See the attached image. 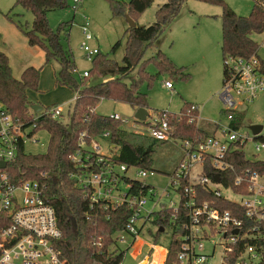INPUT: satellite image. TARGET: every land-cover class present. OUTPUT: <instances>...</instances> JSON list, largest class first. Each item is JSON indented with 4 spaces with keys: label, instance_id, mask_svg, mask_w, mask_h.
I'll use <instances>...</instances> for the list:
<instances>
[{
    "label": "built area",
    "instance_id": "2783aa9c",
    "mask_svg": "<svg viewBox=\"0 0 264 264\" xmlns=\"http://www.w3.org/2000/svg\"><path fill=\"white\" fill-rule=\"evenodd\" d=\"M80 3L81 0H73L74 11ZM81 29L84 42L80 50L85 59L92 61L99 50L87 44L94 39L88 24L82 25ZM224 69L219 98L228 124L221 127L214 124L216 129L211 136L191 140L172 138L168 118H181L183 114L180 112L149 114L144 121H133L142 124L138 125L139 129L127 131L158 143L179 144L181 158L173 172L167 175L168 182L161 192L144 183L145 178L155 176V171L113 163V155L100 152L98 141L109 140L107 132L93 139L89 145L86 144L88 135L85 132L79 134L77 146L81 151L71 157L82 170L72 175L77 187L88 191L92 205L101 203L105 209L111 210L123 205L131 210L123 230L111 237L118 251L127 250L146 233L152 239L155 232L152 233L149 226L159 230L153 222L156 215L165 210L172 211L169 224L174 225L179 221L181 208L182 223L175 237L179 244L177 264H264V173L246 170L238 174L234 180L237 189L224 186L220 177V174L233 170L227 159L234 152L245 155L247 143L256 138L252 133L251 138L241 133L240 128L234 129L232 123L244 106L264 92V75L259 60L254 56L249 59L226 57ZM80 77L88 78V71ZM163 87L173 90L171 82H164ZM186 110L188 123L198 126L202 121L198 106L190 105ZM30 111L32 119L29 122L13 116L0 102V164H4V168H0V264H67L55 249V243L62 234L44 188L33 180L14 182L8 172L19 153L25 154L27 145L38 142L35 136L42 131L36 123L40 112ZM41 112L52 119L60 120L62 117L61 108H46ZM110 118L121 123L122 127L129 124L118 114ZM263 150V143L256 144L252 156ZM207 166L212 172L210 177L205 173ZM130 170H134L136 179L127 176ZM215 176L219 183L214 181ZM137 186L141 189H133ZM197 187L210 191L215 199L236 205V210H220L214 201L201 202ZM222 189L235 199L223 197ZM172 196L177 201H172ZM240 211L251 225L245 227V222L237 216ZM154 248L153 244L148 245L149 251Z\"/></svg>",
    "mask_w": 264,
    "mask_h": 264
},
{
    "label": "trees",
    "instance_id": "16d2710c",
    "mask_svg": "<svg viewBox=\"0 0 264 264\" xmlns=\"http://www.w3.org/2000/svg\"><path fill=\"white\" fill-rule=\"evenodd\" d=\"M155 0H108L111 16L114 19L128 16L136 24L138 18L148 10ZM190 0H167L155 13V22L147 27L127 28L124 31V52L120 62L110 59L100 52L91 61L92 67L88 71V78L98 77L94 83H88V78L77 80L75 76V64L71 52L63 49L60 43L61 34L69 37L72 22L61 23L56 31L48 24L47 13L54 10H64L67 0H16L15 6H20L29 11L33 16L31 30L25 32L28 45L44 50L45 63L56 61L59 71L56 82L69 88L75 93V101L71 110L67 112V122L64 124L59 119L40 112L37 116V126L40 130L48 132L50 142L44 155H26L19 153L15 163L8 168L10 177L14 182L36 181L44 188L46 200L53 207L57 218V225L61 231V239L55 243V249L67 264H121L124 251H118L111 239L115 232L123 230L131 210L126 206H120L116 210L105 209L103 204L92 205L88 191L77 187L72 175L82 172L81 168L71 157L81 149L77 146L79 134L85 132L88 135L86 144L99 138L104 133L109 134V142L119 148L117 155L111 157V162L123 164L128 167H137L143 170H152L153 156L156 145H165L166 142H156L145 138L135 141L134 134L120 130L119 122L109 117L99 116L94 109L101 100H110L116 103L126 104L133 110L148 109L146 95L140 91L143 81L151 82L153 77L144 74V66L147 61H142L144 53L158 37L170 30L171 25L179 17L184 3ZM221 8V55L249 59L257 57L258 45L251 38L253 34H261L264 31V0L255 1L251 13L247 17L237 15L224 0H193ZM121 46L117 41L111 47L114 53ZM153 61L158 74L166 73L175 80L186 81L189 74L184 68H177L161 52L150 58ZM260 70L264 75V63L260 62ZM138 68V69H137ZM137 71L135 72V70ZM39 69L27 68L18 81L11 77V69L7 57L0 52V102L9 112L22 120L32 119L30 104L26 97V91H36L39 82ZM223 75L225 69L223 67ZM223 76V78H224ZM105 79V80H104ZM180 110L181 118L170 116L169 125L172 128V138L175 140H191L195 137L205 139L211 136L216 129L209 133L207 129L196 128L188 123L186 109ZM240 114L232 123L234 129L240 128ZM141 138V137H138ZM143 138V137H142ZM264 144V136L255 138ZM233 167L232 171L220 174L222 184L226 187L234 186V180L238 174L248 170L251 173H264V161L248 160L241 152H234L227 159ZM208 177L211 175L210 167L205 168ZM169 175V173H162ZM128 183L127 180H124ZM141 189L137 186L133 189ZM131 190L133 192L134 190ZM200 201H214L220 210L234 212L237 208L227 201L215 199L212 193L204 188L197 187ZM180 208L179 221L174 225L169 224L173 213L171 210L156 215L153 225L164 232L156 230L152 234L154 246H159V239L169 231V241L164 264H177L176 257L179 244L175 237L180 232L182 223ZM238 218L245 222V227L251 225L245 220V214L240 211Z\"/></svg>",
    "mask_w": 264,
    "mask_h": 264
},
{
    "label": "rangeland",
    "instance_id": "374dc122",
    "mask_svg": "<svg viewBox=\"0 0 264 264\" xmlns=\"http://www.w3.org/2000/svg\"><path fill=\"white\" fill-rule=\"evenodd\" d=\"M120 1L127 2L129 0ZM166 1L155 0L153 5L138 18L137 25L140 27L152 25L155 22L154 13L157 5H162ZM255 1L260 2L261 0H224L237 15L242 17H247L251 13ZM15 2L16 0H0V52L8 59L13 80L18 81L22 72L27 68L32 67L40 70L37 90L27 91V100L30 106L38 105L42 109L61 108L60 121L65 124L68 119L67 112L74 105L75 93L56 82L59 64L56 61L45 63L44 50L28 45L24 33L31 30L33 16L22 7L15 6ZM67 6L64 10L49 11L47 20L53 31H56L61 23L72 22L69 37L61 34L60 43L64 50L73 55L77 70L74 77L77 80L82 79L79 73L87 72L92 67L91 60L85 59L80 50V46L84 42L81 27L87 20L88 28L95 38L94 42L87 44L96 46L101 55H107L110 59L120 62L124 52L123 34L127 29L126 19L112 18L108 0H81V6L76 11L73 10V0H67ZM220 15L221 8L219 6L193 0L187 1L180 10L177 22L175 20V23L171 25V31L167 30L146 50L142 60H148L144 66V74L153 78L151 82L143 81L140 84V91L146 95L147 112L150 115L155 112L178 114L184 106L196 105L199 108L201 120L217 124L220 127L228 124L224 105L219 98L224 76V60L220 50ZM83 22L84 24H82ZM252 39L258 45V60L264 63V31L261 34H253ZM117 41L121 42V46L111 53V47ZM157 51H161L177 68H184L185 73L189 74L188 80L180 81L166 73L158 74L154 62L149 60ZM88 79V83H94L102 78L92 77L91 74ZM164 82H171L173 90H166L163 87ZM94 111L103 117L116 113L128 120L129 124L122 127L126 131H134L139 129L138 125L142 126V124L133 122L135 110L126 104L101 100ZM239 120H241V133L250 136L249 127L260 125L263 127L261 135L264 136V92L259 94L253 102L244 106ZM120 125L121 123H119ZM202 127L209 133L213 131L211 125L200 121L196 128ZM35 137L38 142L25 147L26 155H44L47 152L50 142L48 132L42 130ZM134 140L136 141V138ZM98 143L101 147L100 152L108 153L105 149L109 143L108 140L101 139ZM259 143L258 140L247 143L245 155L248 160L264 161V150L257 156H252L254 146ZM179 152V144L156 145L153 168L162 173L171 172ZM133 171L130 170L127 176L136 179ZM162 173L155 172V176L145 178L144 183L161 192L168 182V176ZM222 195L228 199H235L223 189ZM171 200L177 201L173 196ZM150 205L151 203L148 206ZM149 227L152 233L155 232V228ZM168 241L169 231L159 239V246L149 251L148 245H152L153 241L149 234L141 235L130 248L122 249L124 256L121 264H164L166 257L164 249H167Z\"/></svg>",
    "mask_w": 264,
    "mask_h": 264
},
{
    "label": "water",
    "instance_id": "95a60500",
    "mask_svg": "<svg viewBox=\"0 0 264 264\" xmlns=\"http://www.w3.org/2000/svg\"><path fill=\"white\" fill-rule=\"evenodd\" d=\"M126 22L129 25V28H135V23L133 22V20H131L128 16L125 17ZM30 109L34 112V113H39L42 111V107L38 106V105H31ZM148 113L144 108H140L137 109L134 115V118L136 121H144L145 118L147 117ZM250 132L252 133V135L254 137L260 136L261 132L263 130V127L260 125H253L249 127ZM0 168H4V164H0ZM214 181L216 183H219V178L217 176L214 177ZM160 232H163L162 229L159 230Z\"/></svg>",
    "mask_w": 264,
    "mask_h": 264
},
{
    "label": "crops",
    "instance_id": "0c3cea01",
    "mask_svg": "<svg viewBox=\"0 0 264 264\" xmlns=\"http://www.w3.org/2000/svg\"><path fill=\"white\" fill-rule=\"evenodd\" d=\"M115 1H120V0H115ZM130 1V0H129ZM129 1H127V2H125V1H123V2H125V3H128ZM153 5V4H152ZM163 5V4H162ZM80 6H81V3H80ZM161 5H157V7H156V10H155V13H156V11H157V9L160 7ZM146 12V11H145ZM144 12V13H145ZM143 13V14H144ZM155 13H154V16H155ZM142 14V15H143ZM141 15V16H142ZM140 16V17H141ZM139 17V18H140ZM84 19H86V18H84ZM87 20V19H86ZM87 22H88V20H87ZM87 22H85V23H87ZM176 22H177V19H176ZM174 23H175V21H174ZM82 24H84V22L82 23ZM88 24V23H87ZM136 24H137V22H136ZM126 25H127V28H129V25H128V23H126ZM88 26H89V24H88ZM126 29V28H125ZM169 31H171V29L169 30ZM94 38V37H93ZM251 38H252V36H251ZM94 40H95V38L93 39V41H91V42H94ZM93 46V45H92ZM93 47H96V46H93ZM98 49V48H97ZM110 58V57H109ZM90 70V69H89ZM88 70V71H89ZM77 71V70H76ZM83 72H86V71H83ZM82 72V73H83ZM82 73H79V76H81V74ZM105 80V79H104ZM164 85V84H163ZM27 92V91H26ZM146 111L148 110V109H145ZM135 112H136V110H135ZM148 113V112H147ZM114 114H116V113H114ZM114 114H111L110 116H112V115H114ZM148 115H149V113H148ZM147 115V116H148ZM110 116H107V117H109L110 118ZM120 116V115H119ZM135 120V118L133 119V121ZM202 122H204L206 125H211V126H214V124H211V123H207L206 121H203L202 120ZM120 130L121 131H123V132H126V133H129V132H127L125 129H122V126H120ZM131 134V133H130ZM139 137V136H138ZM138 137H134V139L136 138V141H138L137 139H140L141 141L142 140H144L145 138H138ZM99 142V141H98ZM109 142V141H108ZM105 149L107 150V152L108 153H103V154H105V155H107V156H111V155H117V153H118V150H119V148L117 147V146H115V145H113V144H111L110 142L108 143V145L105 147ZM180 158H181V152H179V155H178V157H177V159H175V161H174V165H173V168H172V170H171V172H169V174H171L172 172H173V170L175 169V167L177 166V163L179 162V160H180ZM155 247H157V246H155ZM164 249V248H163ZM165 250V252H166V249H164ZM166 256V255H165ZM166 258V257H165ZM165 260V259H164Z\"/></svg>",
    "mask_w": 264,
    "mask_h": 264
}]
</instances>
